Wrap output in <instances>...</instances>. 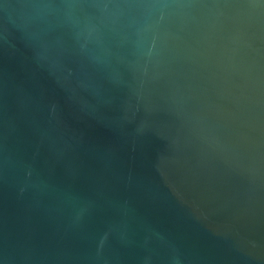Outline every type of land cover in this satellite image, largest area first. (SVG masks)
<instances>
[{"label": "water", "instance_id": "obj_1", "mask_svg": "<svg viewBox=\"0 0 264 264\" xmlns=\"http://www.w3.org/2000/svg\"><path fill=\"white\" fill-rule=\"evenodd\" d=\"M0 264H264V0H0Z\"/></svg>", "mask_w": 264, "mask_h": 264}]
</instances>
